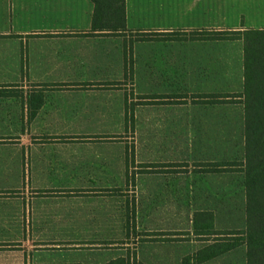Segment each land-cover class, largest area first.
Instances as JSON below:
<instances>
[{"label":"rangeland","instance_id":"1","mask_svg":"<svg viewBox=\"0 0 264 264\" xmlns=\"http://www.w3.org/2000/svg\"><path fill=\"white\" fill-rule=\"evenodd\" d=\"M115 39L110 42L112 72L118 66L117 61H121L118 56L122 52L121 41ZM239 44L198 48L199 53L221 56L224 61L220 66L221 81L230 82L231 89H237L241 83ZM178 50L193 52V47L138 44L126 56L127 69L134 63L136 80L127 74L126 83L103 82L100 83L103 88L95 91H50L57 99L65 100L60 102H69L72 98L100 102L98 109L88 106L95 111L90 113L95 114L81 116L92 118L90 121L25 122L20 116L0 114V244H8L15 250L16 247L30 249V254L34 250V256L41 259L81 257L82 250L93 251L96 258H103L117 253L118 244L130 249L133 257V247L138 246L133 264L140 260L158 264L151 260V252L163 255L186 250L178 249L179 246L166 250L156 244L195 241L193 220L188 213L192 214L193 208L207 199L213 201L212 204H216L214 200L220 201L219 206L216 204V229L221 232L244 229V189L239 172L222 175L213 185L192 174L189 180L187 176L141 175L136 186L131 183L132 179L128 183L122 179L124 156L128 161V179L139 169L147 168H141L139 161L145 163L153 155L151 152L159 148L182 149L184 153L187 148L190 160L208 158L236 162L243 156L241 104L198 111L194 109L199 107L171 104L167 108L154 106L151 110L144 104L150 98H139L140 94L160 91L150 85V52ZM124 88L127 106L142 103L138 108L144 120L141 123L127 121L125 127L120 119ZM14 107L18 106L14 104ZM4 108L1 106L0 111ZM152 116L159 121L151 122ZM165 118L169 121L160 122ZM117 215L126 220L127 228L124 234L110 237L120 240H115L109 250L101 248L98 252V248H88L86 241L93 235L78 231L100 228L101 223L110 232L118 230L114 223ZM26 224L29 228L25 232ZM224 234L219 233V236ZM153 247L160 249L151 250ZM243 247L234 250V255L240 259L245 256Z\"/></svg>","mask_w":264,"mask_h":264},{"label":"crops","instance_id":"2","mask_svg":"<svg viewBox=\"0 0 264 264\" xmlns=\"http://www.w3.org/2000/svg\"><path fill=\"white\" fill-rule=\"evenodd\" d=\"M93 9L94 4L91 0H0V107H5L1 109L0 114L20 116V120L25 122L90 121L92 118L81 116L95 114L90 113L95 111L88 106L98 109L100 102L93 103V100L85 102L78 98L60 102L62 99H57L50 91H95L103 88L100 84L103 82L126 83L127 74L136 80L134 63L127 69L126 56L136 45L149 44L179 46L186 49L189 46L193 47V52L188 50L150 52V85L152 89L156 87L160 91L148 95L140 94L139 98H150L148 103L144 104L151 110L154 106L167 108L174 105L186 108L199 107L193 108L198 111L239 103L243 123V107L240 97L237 96L243 84L242 64L241 83L237 89H231L230 82L227 84L221 81L220 66L224 62L221 56L206 55L198 51L199 47L205 45L240 41L206 42L200 39L198 32L206 28L221 30L264 27V0H125V23L128 30L126 33H91ZM132 32L155 34L150 35V41H145L141 39L142 36ZM164 33L173 34L168 36ZM115 38L121 41L122 52L119 54L120 57L118 56L121 63L117 61L118 66L112 72L114 61L109 57L112 49L110 42ZM241 55L240 45V61ZM215 63L220 65L217 66ZM124 90L125 88L120 109V119L124 127L127 121L143 122L139 109L142 103L127 106ZM14 104L18 107H14ZM166 120L169 121V118L161 119L160 122ZM158 121V117L155 119L151 117V122ZM181 136L185 137V133L181 132ZM151 153L153 155L148 161L145 163L139 161V164L142 163L141 168L142 166L147 168L139 169L134 172V177L128 179L126 167L128 161L124 156L122 179L125 183L132 179L131 183L136 186L141 175H161L167 178L187 176L185 178L189 180L192 174L196 179L213 185L222 175L239 172L232 169L238 167L236 163L241 160L236 162L208 158L190 160L187 148L185 153L182 149L174 151L167 148H159L158 151ZM224 168L231 170L223 172ZM214 202L220 203L219 200ZM212 203L213 201L207 199L193 208L192 214L188 213V217L193 220V228L194 225H198L197 230L193 229L195 241L187 244L163 242L155 245L164 246L163 249L166 250L171 246H179L178 249H185V252L180 254L166 252L163 255H159L160 252L155 254L151 252V260L158 264H163L164 261L168 264L170 260H173L174 264H246L244 254L241 259L234 255V250L239 246H244L245 252L244 244L234 245L235 241L230 240L236 234L232 236L227 234L226 241L216 240L221 232L215 225L219 205ZM135 214L136 209L133 210V218ZM114 221L118 230L112 232L105 228L103 223L99 224L100 228L78 232L93 235L90 241H86L89 244L88 248H98V252L102 251L101 248L109 250V247L115 245L113 244L115 240H120L110 235L124 234L127 228L123 217L117 215ZM136 227L134 225V229ZM27 228L29 225H24L25 232ZM133 249L134 258L130 249L118 244L117 253H110L103 258H96L95 253L88 249L92 252L82 250L81 257L41 259L34 256V250L30 254V249L16 247L15 250L8 244H0V264H106L111 260L117 261V264H133L136 261L133 262L132 258L136 259L138 246ZM152 249L157 251L160 248ZM138 264L146 263L140 260Z\"/></svg>","mask_w":264,"mask_h":264},{"label":"trees","instance_id":"3","mask_svg":"<svg viewBox=\"0 0 264 264\" xmlns=\"http://www.w3.org/2000/svg\"><path fill=\"white\" fill-rule=\"evenodd\" d=\"M91 1L94 4L91 33L128 32L125 23V0ZM132 33L142 36L141 39L145 41H150V35L155 34ZM171 34L173 33H164L168 36ZM198 35L206 42L240 41L242 52L243 84L237 96L240 97L243 107V156L236 163L238 167L232 170L242 174L245 227L236 232H220L225 234L216 240L226 241V235L234 233L236 236L230 240L235 241L234 245H245L246 264H264V27L221 30L206 28L199 31ZM229 170L231 169L224 168L223 172ZM197 229L196 224L194 230ZM106 264H117V261L111 260Z\"/></svg>","mask_w":264,"mask_h":264}]
</instances>
